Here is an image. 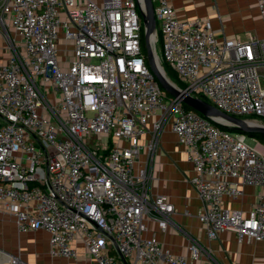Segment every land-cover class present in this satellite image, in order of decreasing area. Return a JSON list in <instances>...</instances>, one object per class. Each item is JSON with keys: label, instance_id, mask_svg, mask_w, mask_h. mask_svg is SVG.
<instances>
[{"label": "built area", "instance_id": "obj_1", "mask_svg": "<svg viewBox=\"0 0 264 264\" xmlns=\"http://www.w3.org/2000/svg\"><path fill=\"white\" fill-rule=\"evenodd\" d=\"M152 1L173 83L264 125V38L220 39L208 18ZM257 6L264 18V0ZM141 9L143 0H0V219L47 231L52 256L75 258L82 243L90 264H225L187 231V254L145 235L147 219L167 230L175 205L150 192L140 154L169 126L193 164L208 239L229 230L264 245V144L167 95L142 50ZM245 185L256 188L252 208L227 207Z\"/></svg>", "mask_w": 264, "mask_h": 264}, {"label": "crops", "instance_id": "obj_2", "mask_svg": "<svg viewBox=\"0 0 264 264\" xmlns=\"http://www.w3.org/2000/svg\"><path fill=\"white\" fill-rule=\"evenodd\" d=\"M181 17L208 18L213 31L221 39L236 36L245 41L264 38V18L260 15L257 0H170ZM153 121L149 122L152 128ZM149 133V132H148ZM150 134V133H149ZM157 144L151 151L145 147L140 154V164L149 175L152 194L168 196L175 205L173 222L162 230L155 220L147 219V236H156L174 254H187L189 239L184 231L197 237L210 247L214 256L225 264H264V245L260 241L244 238L239 241L233 231L225 230L210 240L197 217L201 200L189 179L194 173L185 148L169 126L162 130ZM148 135L142 139L147 144ZM243 195L237 199L225 197V205L231 209L249 211L255 203L256 188L243 187ZM49 233L45 230L19 233L13 218L4 214L0 219V249L20 255L29 264H90L92 258L82 243H76L77 256H52L49 252ZM0 263L3 257L0 255Z\"/></svg>", "mask_w": 264, "mask_h": 264}, {"label": "water", "instance_id": "obj_3", "mask_svg": "<svg viewBox=\"0 0 264 264\" xmlns=\"http://www.w3.org/2000/svg\"><path fill=\"white\" fill-rule=\"evenodd\" d=\"M141 15L144 26L147 61L153 75L164 91L173 97L179 98L191 109L211 118L214 123L219 124L229 130L238 131L245 134L259 133L264 135V125L260 124L259 122L228 114L219 109L213 103L179 89L166 74V71L161 65L156 52L157 22L152 0H143V9H141ZM152 36L154 37L153 41Z\"/></svg>", "mask_w": 264, "mask_h": 264}, {"label": "trees", "instance_id": "obj_4", "mask_svg": "<svg viewBox=\"0 0 264 264\" xmlns=\"http://www.w3.org/2000/svg\"><path fill=\"white\" fill-rule=\"evenodd\" d=\"M158 45H159V47H160V44H161V34L159 33L158 34ZM141 46H142V50H143V53H144V55H145V58H146V63L148 64V61H147V57H146V54H147V49H146V44H145V37H144V26L142 25V38H141ZM149 65V64H148ZM162 66L164 67V69H165V71H166V74L171 78V79H173L176 83H178L179 85H181L180 84V82L178 81V80H176L175 78V73L172 71V69L168 66V64L166 63V62H164L163 60H162ZM167 95L168 96H170V94L169 93H167ZM201 98H203V99H205V100H207L208 101V99L207 98H205L204 96H201ZM186 106V108H188V109H191L190 107H188L187 105H185ZM216 124V123H215ZM218 126H220V127H222V128H224V129H227V128H225V127H223V126H221V125H219V124H217ZM229 130V129H228ZM230 131H232V132H238V131H233V130H230ZM249 136H251V137H253V138H255V139H257L259 142H261L262 144H264V135L263 134H259V133H252V134H248Z\"/></svg>", "mask_w": 264, "mask_h": 264}, {"label": "rangeland", "instance_id": "obj_5", "mask_svg": "<svg viewBox=\"0 0 264 264\" xmlns=\"http://www.w3.org/2000/svg\"><path fill=\"white\" fill-rule=\"evenodd\" d=\"M154 4H155V2H154ZM157 28L159 29L160 28V23L158 22V24H157ZM158 38V37H157ZM59 44H60V47L61 48H63L64 46H65V42H59ZM158 47H159V45H158V42H156V52H157V55H158ZM65 56H68V55H65ZM158 58H159V61H160V63H161V65H162V60H161V58L158 56ZM264 72V70H262V73ZM176 79V78H175ZM177 80V79H176ZM171 81L172 82H174L173 81V79H171ZM261 81H262V85H263V87H264V74L263 75H261ZM244 117H247V116H244ZM88 140H89V142L90 143H92L93 145L95 144V143H99L100 142V139H99V136H96V137H93V138H90V137H88ZM146 175H148V171H146Z\"/></svg>", "mask_w": 264, "mask_h": 264}, {"label": "bare ground", "instance_id": "obj_6", "mask_svg": "<svg viewBox=\"0 0 264 264\" xmlns=\"http://www.w3.org/2000/svg\"><path fill=\"white\" fill-rule=\"evenodd\" d=\"M154 37L152 36V41H153Z\"/></svg>", "mask_w": 264, "mask_h": 264}]
</instances>
